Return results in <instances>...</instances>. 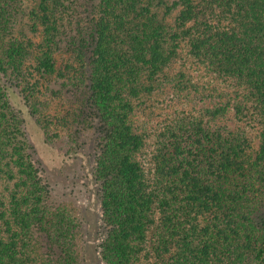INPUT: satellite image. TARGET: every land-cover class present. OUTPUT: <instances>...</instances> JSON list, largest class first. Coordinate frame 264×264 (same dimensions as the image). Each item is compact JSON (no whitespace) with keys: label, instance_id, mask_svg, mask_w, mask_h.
Segmentation results:
<instances>
[{"label":"trees","instance_id":"1","mask_svg":"<svg viewBox=\"0 0 264 264\" xmlns=\"http://www.w3.org/2000/svg\"><path fill=\"white\" fill-rule=\"evenodd\" d=\"M182 45L245 90L259 145L223 122L228 103L194 106L165 118L146 170L136 110L182 99L167 72ZM77 91L97 121L101 264H264V0H0V264H32L42 231L73 262L14 106L36 115Z\"/></svg>","mask_w":264,"mask_h":264},{"label":"rangeland","instance_id":"2","mask_svg":"<svg viewBox=\"0 0 264 264\" xmlns=\"http://www.w3.org/2000/svg\"><path fill=\"white\" fill-rule=\"evenodd\" d=\"M167 72L175 80H180L185 90L182 99L171 100L163 92H155L136 110L137 124L148 135L142 150L146 170L151 168L155 134L168 115L217 101L228 103L223 122L234 131L243 132L251 141L252 152L257 150L259 119L251 111V103L244 100L242 87L193 59L184 45ZM171 86L172 81L165 82L163 91H169ZM188 92V99H185L184 93ZM84 103L85 94L77 91L52 97L36 115L29 114L21 102L14 108L22 111L33 157L43 169L42 178L49 188L50 219L63 212L72 223L69 237L73 256L71 264H101L98 247L105 229L101 221L98 183L92 175L98 150L97 121ZM236 106L242 107V112H237ZM59 242L51 239L47 231L39 232L31 240L32 264H59Z\"/></svg>","mask_w":264,"mask_h":264}]
</instances>
